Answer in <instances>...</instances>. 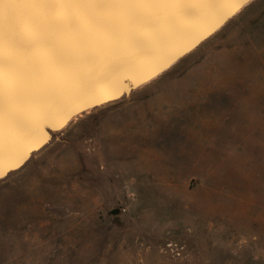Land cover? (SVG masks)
I'll return each instance as SVG.
<instances>
[{
    "label": "rangeland",
    "instance_id": "rangeland-1",
    "mask_svg": "<svg viewBox=\"0 0 264 264\" xmlns=\"http://www.w3.org/2000/svg\"><path fill=\"white\" fill-rule=\"evenodd\" d=\"M0 264H264V0L1 181Z\"/></svg>",
    "mask_w": 264,
    "mask_h": 264
},
{
    "label": "snow or ice",
    "instance_id": "snow-or-ice-1",
    "mask_svg": "<svg viewBox=\"0 0 264 264\" xmlns=\"http://www.w3.org/2000/svg\"><path fill=\"white\" fill-rule=\"evenodd\" d=\"M199 0H0V117L6 107L29 106L37 118L52 95L96 65L138 45L154 22ZM242 6L248 0H231ZM5 6L25 8V22ZM84 76V75H83ZM57 91V92H58ZM45 99H41V98ZM3 173L0 172V176Z\"/></svg>",
    "mask_w": 264,
    "mask_h": 264
},
{
    "label": "water",
    "instance_id": "water-1",
    "mask_svg": "<svg viewBox=\"0 0 264 264\" xmlns=\"http://www.w3.org/2000/svg\"><path fill=\"white\" fill-rule=\"evenodd\" d=\"M254 1L237 6L231 0H199L172 9L154 22L137 46L123 49L107 61L87 65L81 69L80 78L60 91L62 85H50L53 94L43 104V117L37 118L29 106L6 107L0 117V182L24 168L76 118L116 103L167 74ZM4 11L7 33L11 28L9 14L15 12L17 22L24 23L29 10L5 6ZM118 213L116 210L113 215Z\"/></svg>",
    "mask_w": 264,
    "mask_h": 264
}]
</instances>
